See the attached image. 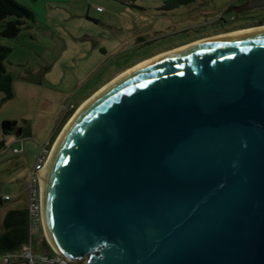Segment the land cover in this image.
Wrapping results in <instances>:
<instances>
[{"label": "water", "instance_id": "water-1", "mask_svg": "<svg viewBox=\"0 0 264 264\" xmlns=\"http://www.w3.org/2000/svg\"><path fill=\"white\" fill-rule=\"evenodd\" d=\"M47 180L44 237L69 262L264 264V32L116 82Z\"/></svg>", "mask_w": 264, "mask_h": 264}, {"label": "rangeland", "instance_id": "rangeland-1", "mask_svg": "<svg viewBox=\"0 0 264 264\" xmlns=\"http://www.w3.org/2000/svg\"><path fill=\"white\" fill-rule=\"evenodd\" d=\"M15 1L31 11L32 20L24 21L14 38L0 37V45L9 49L3 65L11 78V97L4 100L0 93V123L12 121L19 131L6 137L0 132V197L10 198L0 203V222L6 210L24 208L27 178L42 147L59 127L44 154L46 165L71 117L94 94L82 99L110 73L151 54L215 36L254 14L234 9L244 0ZM125 69L110 75L108 82ZM73 107L75 112L66 118ZM13 148L18 152L12 153ZM31 253L35 258L56 254L43 229L31 238ZM3 258L0 254V264ZM78 261L85 264L86 258L71 262Z\"/></svg>", "mask_w": 264, "mask_h": 264}, {"label": "trees", "instance_id": "trees-1", "mask_svg": "<svg viewBox=\"0 0 264 264\" xmlns=\"http://www.w3.org/2000/svg\"><path fill=\"white\" fill-rule=\"evenodd\" d=\"M192 0H179V4H186ZM100 12V11H98ZM32 13L25 6L17 3L15 0H0V37L5 39L14 38L24 21H31ZM263 23V22H259ZM9 52L7 47L0 45V93L3 95V99H9L11 97V78L4 69V59ZM66 117L68 118L74 109ZM74 111V112H73ZM15 123L12 121L3 120L0 123V132L2 136L7 135H19L17 129H14ZM59 128V127H58ZM58 128L54 132L53 136L47 142L46 149L49 148L54 135ZM4 148V141H0V150ZM14 149V148H13ZM18 152V151H17ZM13 153V152H12ZM7 196V195H3ZM2 196V197H3ZM0 197V203L9 202L10 198L7 196V200ZM0 254L2 256L15 253L23 244L28 240V219L26 216L25 205L21 209H8L6 210L0 222ZM52 256H56L52 254ZM50 257V256H49ZM10 261V260H9ZM65 264H81V262H65Z\"/></svg>", "mask_w": 264, "mask_h": 264}, {"label": "bare ground", "instance_id": "bare-ground-1", "mask_svg": "<svg viewBox=\"0 0 264 264\" xmlns=\"http://www.w3.org/2000/svg\"><path fill=\"white\" fill-rule=\"evenodd\" d=\"M262 32H264V26L256 27V28L251 27L249 29H244V30L241 29L240 31H236V32L231 31L230 33L218 34V35H215L212 37L201 39V40L195 41L193 43L183 45V46L178 47L176 49L170 50L168 52H165V53L160 54L158 56H155L153 58H149V59L137 64L133 68H130L129 70H126L125 72L121 73L113 81H111L109 84L105 85L98 92H96L92 97H90L85 102H83L79 106V108L76 110L74 115L71 117V119L67 123L64 131L62 132L60 138L55 143V145H54V147H53V149H52V151L48 157V161H47L46 165L44 162L41 171L43 170V168H44V170L42 172L40 171L41 175L39 173V196H40V208H41V219H42V221H43V217H44L43 203H44V199H45V195H46L47 186H49V180H47V179H49V176H50L52 169L55 165L58 154L62 148L63 142L66 140V138L69 135L72 127L75 125V123L78 121V119L82 116V114L85 111H87L109 88H111L112 85H114L116 82L121 81L125 77H127V76H129L135 72L143 71L144 69L149 68L151 66H154V65L172 57L173 55L185 53V52H188L194 48L204 46L207 44L249 37V36L259 34ZM41 189H42V191H41Z\"/></svg>", "mask_w": 264, "mask_h": 264}, {"label": "built area", "instance_id": "built-area-1", "mask_svg": "<svg viewBox=\"0 0 264 264\" xmlns=\"http://www.w3.org/2000/svg\"><path fill=\"white\" fill-rule=\"evenodd\" d=\"M97 11H101L97 8ZM13 153H17L16 149H12ZM45 150L42 147L41 152L38 154L32 169L30 170L27 178V184L25 188V209L28 219V240L23 244L15 253L3 256V263L9 264L10 259H16L19 262L14 264H65L67 260L61 256H41L35 258L31 253V238L33 235H37L42 229L41 208H40V196H39V173L45 162ZM7 200V196L2 197Z\"/></svg>", "mask_w": 264, "mask_h": 264}, {"label": "flooded vegetation", "instance_id": "flooded-vegetation-1", "mask_svg": "<svg viewBox=\"0 0 264 264\" xmlns=\"http://www.w3.org/2000/svg\"><path fill=\"white\" fill-rule=\"evenodd\" d=\"M247 2H248V0H244V2L242 3V6L246 5ZM244 11L254 13L253 15H248V14L244 15V18H249L250 20L246 19L245 21H242V22L237 21V22L231 23L230 25L228 24V26L223 27L220 31L214 32L212 34H216V35L222 34V33L231 32V31H235V30H241V28L246 29L244 27H247V26L253 27V26H257V25H264V8H253V9H247ZM247 15H248V17H246ZM259 22H263V23H259ZM211 36H213V35H211ZM197 40H199V39H197Z\"/></svg>", "mask_w": 264, "mask_h": 264}, {"label": "crops", "instance_id": "crops-1", "mask_svg": "<svg viewBox=\"0 0 264 264\" xmlns=\"http://www.w3.org/2000/svg\"><path fill=\"white\" fill-rule=\"evenodd\" d=\"M97 12H98V11H97ZM184 45H186V44H184ZM181 46H183V45H181ZM177 47H180V45L175 46V48H177ZM175 48L173 47L172 49H175ZM172 49L163 50V51H161V52H157V53L151 54V55L148 56V57H144V58H142V59H139V60H137L136 62H134V63H132V64L126 66V67H125L126 69L123 68V69H125L123 72H125L126 70L132 68L133 66H135V65H137V64H139V63H141V62H143V61H145V60H147V59H149V58H151V57H153V56H156V55L162 54V53H164V52H168V51H170V50H172ZM123 69L118 70L117 72L122 71ZM117 72L110 73L109 76H110V75H113V74H116ZM123 72H121V73H123ZM109 76H107V78L103 81V83L100 84L97 88H95V89H93L92 91H90L89 94L86 95V97L83 98L81 102L85 101L87 98H89L90 96H92L93 94H95V93H96V92H97L102 86H104V85L109 81V80H108ZM111 81H112V80H111ZM108 83H109V82H108ZM108 83H107V84H108ZM102 88H103V87H102ZM81 102H80V103H81ZM77 106H78V105H77ZM18 262H19V261L16 260V259H10V261H9L8 263H9V264H14V263H18Z\"/></svg>", "mask_w": 264, "mask_h": 264}]
</instances>
